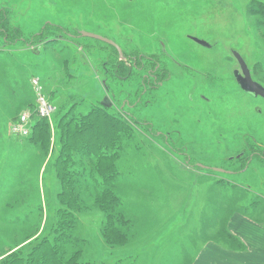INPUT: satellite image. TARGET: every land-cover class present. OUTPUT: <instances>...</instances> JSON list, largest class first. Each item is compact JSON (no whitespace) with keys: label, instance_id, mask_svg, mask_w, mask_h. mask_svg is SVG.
<instances>
[{"label":"rangeland","instance_id":"rangeland-1","mask_svg":"<svg viewBox=\"0 0 264 264\" xmlns=\"http://www.w3.org/2000/svg\"><path fill=\"white\" fill-rule=\"evenodd\" d=\"M257 1L264 4V0H0V74L5 73L0 75V86L3 82L17 84L14 72L18 70L24 79L21 84L27 88L23 99H31L30 103L33 101L35 105L34 110L33 105L27 108L19 106L17 101L21 98L12 95L8 88L0 87L1 181L9 179V171L1 175L3 170H7V164L3 167L5 159L1 154H4L8 142L21 145L19 140L22 139L11 135L12 126L16 119V123L20 121L26 110L35 115L36 93L31 79L39 77L45 89L44 82L52 80L57 70H71L81 77L72 79L64 72L63 77L74 90L68 88L63 93L56 92L52 101L49 98L55 107L54 112L50 118H42L48 120L51 129L48 153L30 167L37 173L30 182L23 180L11 187L4 204L0 205L3 211L0 212V259L11 253L8 247H4L6 243L30 241L38 230L39 236L42 233L40 229L47 228L46 220L54 217L51 203L56 201L59 190L52 166L57 148L56 119L75 104V109L82 106L89 110L93 104L103 103L107 95L112 100L118 96L119 100L125 99L116 94L120 88L129 93V89L133 91L139 85L142 90L143 74L147 71L137 72L141 68L140 55L167 51L183 63L202 65L205 70L203 91L213 99L210 108L214 109V117L222 121V127H231L230 117L234 110H229L227 99L222 97L221 79L228 77L234 68H239L232 50H238L252 68L255 78L264 82V18L249 12L252 8L258 10ZM80 32L94 33L115 41L120 45L124 58L112 45L81 36ZM188 35L204 39L212 47L205 48L188 39ZM79 51V59L85 55L80 62L76 54ZM106 62L109 63L108 73L104 72ZM23 63L25 69L21 66ZM119 63H123V67L120 68ZM129 73L130 77L122 84L117 82ZM53 82L46 90L59 91L58 81ZM210 87L215 89V94L209 93ZM232 96L242 101L239 94ZM143 100L151 101L153 96L148 93ZM161 101L163 107L159 105L157 110L153 109L154 112L144 110L143 105L134 112L141 121L151 120L156 130L165 131L168 116L164 110L165 103ZM63 107L66 109L62 110ZM151 114L155 118H150ZM240 118L244 119L243 116L236 119ZM255 122L250 127H261ZM192 123L195 124L196 120ZM138 124L133 126L132 135L119 141L122 151L117 165L119 180L116 191L126 216L133 224L130 242L119 248L109 247L100 232L102 213L96 209L82 211L78 215L77 234L85 239L84 261L195 264L208 245L219 247L232 256L253 245L263 250L260 243L264 240V176L258 173L264 171L260 170L264 162L254 160L249 163L248 172L231 176L187 166L183 156L189 152L193 155V162L240 169L247 163L239 162L237 158L232 160V157L248 146L243 136L204 135L196 131L194 125L183 129L184 132L189 131V135H173L170 142H166L164 135L155 137L147 135V131H138V127H142ZM244 125L245 120L239 123V127ZM235 137L237 141H232ZM257 140L264 143V135L257 136ZM171 146L175 149L172 150ZM27 172L26 169L22 172V178H31ZM29 186L36 187L38 192L32 193ZM55 188L57 192L52 190ZM33 202H37L35 206L39 202L41 204L34 208ZM21 205L26 209L34 208L32 221L34 224L37 222V226L32 222L15 223L1 219L7 215L6 210L14 211ZM40 211L38 222L35 215ZM247 224H252L250 231H240L239 225ZM251 237L253 239H248ZM232 256L225 258L224 262L238 264Z\"/></svg>","mask_w":264,"mask_h":264},{"label":"trees","instance_id":"trees-1","mask_svg":"<svg viewBox=\"0 0 264 264\" xmlns=\"http://www.w3.org/2000/svg\"><path fill=\"white\" fill-rule=\"evenodd\" d=\"M257 3L258 10L252 8L249 12L264 18V4L259 1ZM76 54L79 62L85 57L82 55L79 59L80 51ZM72 58V62H74V56ZM2 63H5V60ZM21 66L26 68L24 63ZM64 72L72 79L81 78L71 70H57L52 80L44 82L45 90L53 80V83L58 81L57 84L60 86V88L58 87L59 91L49 88L46 90L50 100L56 96V92L60 94L69 89L74 90V87L69 86V82L63 77ZM14 73L17 84L3 82L0 87L5 90L8 88L12 95L15 94L17 98L23 99L27 89L24 84H21L24 79L18 70ZM0 75H5V73ZM1 79L3 80V78ZM21 99L17 101L19 106L27 108L33 105V101L30 103L31 99ZM33 107L34 110L35 105ZM64 107L62 110L66 109ZM75 107L76 104L67 108L64 117L55 121L58 130H56L57 148L55 157L52 159V166L59 190L57 192L56 188L52 189L57 192L56 201L52 200L53 203H51L54 217L47 218L48 221L45 222L47 228L40 229L42 233L39 236L38 230V234L30 241L20 244L6 243L4 247H8L11 253L0 259V264H103L84 261L86 243L85 239L77 234V223L79 224L78 215L88 209H96L102 213L103 221L100 232L106 245L111 248H119L130 242L133 224L126 216L116 189L119 180L117 165L122 151L119 141L122 140V137L132 135V127L126 121H121L115 114L109 112L102 103L93 104L89 110H84L82 106L79 109H75ZM47 121L34 115L32 132L28 137L11 134L13 138L22 140H19L21 145L12 143L13 146L11 142H8L4 154H1L5 159L3 167L7 164V170H3L1 175L9 171V179H4L6 181L0 179V205L4 204V198L11 187L23 180L30 182L37 174L36 169L34 171L30 167L35 164L36 160L39 162L44 153H48L51 145V129ZM4 144H6L5 141ZM38 166L36 164L37 168ZM25 169L31 178H22V172ZM30 186H33L32 183ZM30 186L29 190L32 193L38 192L36 187L30 188ZM36 203L33 202L34 208L41 204L39 202L35 206ZM22 205H24L23 202ZM22 205L14 211L6 210L8 211L6 214H9L10 218L5 214L6 216L1 219L5 222L12 220L15 223L30 224L32 222L34 224L32 221L34 208L26 209ZM0 212H3L1 208ZM39 216H41V211L40 214L35 215V219ZM37 221L39 222L38 219ZM34 225L37 226V222Z\"/></svg>","mask_w":264,"mask_h":264},{"label":"flooded vegetation","instance_id":"flooded-vegetation-1","mask_svg":"<svg viewBox=\"0 0 264 264\" xmlns=\"http://www.w3.org/2000/svg\"><path fill=\"white\" fill-rule=\"evenodd\" d=\"M193 37L196 36H187V38L191 41L201 45L196 42ZM201 46L205 48L212 47L211 44L209 47L204 45ZM233 51L238 50H232V54ZM240 55L242 56L241 53ZM233 56L235 57L234 54ZM138 60L140 61L139 65L141 68H139L137 72L141 73L142 71H147V73L143 74L144 88L141 90L139 89V85H136L133 91H130L129 89V93H125L126 90L120 88L116 94H121L123 98L125 97V99L119 100L120 98L118 96V98H115L116 100H112L107 95L103 98L102 103L105 108L115 114L121 121H126L128 125H131V131H133V126L135 127L139 123L138 125H142V127H138V131H147V135L155 137L164 135L166 137V142H170L173 135H182L184 133L189 135V131L184 132L183 129H189V127L194 125H196L194 129L196 131L203 132L204 135L211 134L213 136L233 137L242 135L243 141H247L248 146L245 149H241L237 156L232 157V160L237 158L239 162H246L247 165L236 170L222 168L227 172L219 173L229 174L231 176L239 174L243 175L248 172V165L250 162H253L254 160L264 162V143L257 140V136L264 135V97L248 93L240 86L236 78L237 70L243 73L239 62V68H234L232 73H229L228 77L221 79L222 88H220L221 94H223L222 97L227 99L229 110H234V113L230 117L231 127H222V121H220L218 117H214V109L213 107L210 108L214 103L212 101L213 99L208 97L203 91V77L205 76V70L202 65L195 66L194 64H190L188 61L183 63L177 59L176 56L167 51L160 54L152 53L148 56L140 55ZM138 60L136 59V61ZM244 60L246 62V59ZM166 62L168 64H166ZM122 64L123 63H119L120 68L123 67ZM170 65L173 67L175 66V68ZM108 66L109 63L106 62L104 65V72L108 73ZM248 67L253 80L264 86V82L255 78L252 68L249 65ZM127 77H130V73L128 76L124 75L121 77L122 79L119 81L117 80V82L122 84V81ZM215 88L218 90V87ZM208 91L210 94H215L216 92L214 88L212 89V87L208 88ZM151 92L158 93L153 95ZM232 92L234 93L232 95L239 94L242 101H238L236 100L238 99L236 96L230 95ZM148 93L153 96V100L144 101L143 99L146 98ZM225 93L228 94L224 95ZM161 99L165 103L164 110L168 116L165 119V124L168 127L165 131L156 130L154 124L152 123L153 121L151 120L143 119L141 121L140 117H138L134 112L135 109L138 107L140 108V105L144 106V110L148 109V111L154 112L153 109L157 110L159 105L163 107ZM144 102L146 103L144 104ZM239 116H243L244 119H236ZM150 118L155 117L151 114ZM195 120L196 123L193 124L192 122ZM244 120V127H239V123ZM256 120H259V122H255ZM172 121L175 122V125ZM252 122L257 123L258 125L260 124L261 127H250ZM205 130H208V132H205ZM144 134H146V132ZM232 141H237V137L233 138ZM171 149L174 150L175 148L171 146ZM183 156L186 157L185 163L187 166H196L199 169L210 171H215L213 168H221L200 163L198 161L193 162V155L189 152L184 153ZM261 169H264V167H260V170ZM263 173L264 171H261L258 174L264 176Z\"/></svg>","mask_w":264,"mask_h":264},{"label":"crops","instance_id":"crops-1","mask_svg":"<svg viewBox=\"0 0 264 264\" xmlns=\"http://www.w3.org/2000/svg\"><path fill=\"white\" fill-rule=\"evenodd\" d=\"M251 225H245V226H240L239 229L240 231H250L249 228H251ZM248 239H253V237L248 238ZM256 244V243H254ZM262 247H264V240L260 243ZM254 246V245H253ZM251 246L250 248H247L245 252L243 253H237V255L232 256L228 254L227 252L223 251L219 247H215L213 245H208L198 258L195 264H229L224 262L225 258H229L232 256L234 259L238 261V264H264V249L263 250H258L255 247L253 248ZM261 247V248H262ZM260 249V248H259Z\"/></svg>","mask_w":264,"mask_h":264},{"label":"built area","instance_id":"built-area-1","mask_svg":"<svg viewBox=\"0 0 264 264\" xmlns=\"http://www.w3.org/2000/svg\"><path fill=\"white\" fill-rule=\"evenodd\" d=\"M41 82L42 81L39 77H34L31 79L33 90L36 93L35 95H36L37 108L35 111V115L38 116V118H50V116L54 112L55 107L49 101V97L47 96L44 86L42 85ZM33 124H34V115L32 116L31 110H26L21 114L20 121L14 123V125L11 128V132L12 134L20 137H27L32 132Z\"/></svg>","mask_w":264,"mask_h":264},{"label":"water","instance_id":"water-1","mask_svg":"<svg viewBox=\"0 0 264 264\" xmlns=\"http://www.w3.org/2000/svg\"><path fill=\"white\" fill-rule=\"evenodd\" d=\"M81 36H86V37H91L93 39L99 40V41H103L109 45H112L113 47H115L121 58H124V54L122 52V49L120 47V45H118L115 41L103 37L101 35H97L94 33H89V32H80ZM193 39L200 43L201 45H204L206 47H209L210 44L202 39H199L197 37H193ZM233 54L235 55V57L237 58L241 69L243 71L240 72L239 70L236 71V78L240 84V86L248 93L254 94V95H261L262 97H264V86L261 85L260 83L256 82L253 80L251 73H250V69L247 65V63L245 62V60L243 59V57L240 55V53L238 51H233ZM215 171L218 172H227L226 170L222 169V168H213Z\"/></svg>","mask_w":264,"mask_h":264}]
</instances>
